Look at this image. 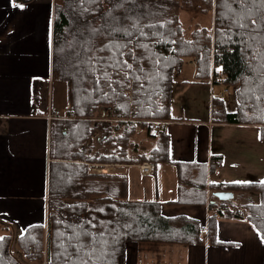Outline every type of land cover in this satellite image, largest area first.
Returning <instances> with one entry per match:
<instances>
[{
  "label": "trees",
  "instance_id": "16d2710c",
  "mask_svg": "<svg viewBox=\"0 0 264 264\" xmlns=\"http://www.w3.org/2000/svg\"><path fill=\"white\" fill-rule=\"evenodd\" d=\"M182 12L200 19L212 14L211 28L197 24L186 35ZM52 59L68 108L65 119L54 122L56 161L48 172L46 227L31 226L16 239L0 237V264H126L130 242L200 244L198 221L164 217L158 201H128L124 176L92 174L85 164H133L127 153L136 125L121 122L130 114L123 94H132L134 113L148 134L145 122L171 120L173 85L186 60L195 62L196 79L231 88L233 112L226 111L223 98L212 99L215 123L257 126L264 141V5L252 0H54ZM95 114L116 118L114 130L121 133L114 136L112 157L88 156L97 133L100 145L113 140L112 127L93 122ZM168 143L161 134L139 162L170 164ZM212 161L210 174L222 160ZM175 166L180 187H206L205 177L198 181L181 172L184 164ZM212 187L255 194L260 201L246 206V215L227 202L210 203L215 212L208 219L210 242L217 243L219 219H244L264 241V182Z\"/></svg>",
  "mask_w": 264,
  "mask_h": 264
},
{
  "label": "crops",
  "instance_id": "0c3cea01",
  "mask_svg": "<svg viewBox=\"0 0 264 264\" xmlns=\"http://www.w3.org/2000/svg\"><path fill=\"white\" fill-rule=\"evenodd\" d=\"M53 6L52 0H0V237L10 234L16 239L31 226L46 227L48 172L56 161L54 122L65 119L68 108L64 101L54 105ZM186 66L193 72L183 77ZM195 73V64L186 60L174 81L171 120L164 132L170 164L156 165L150 180L143 182L131 175L130 170L139 172L135 166L139 156L148 154L158 141L144 131L132 138L127 156L134 162L121 175L128 182V201H158L162 216H185L207 229L209 217L215 215L209 204L220 205L213 193L221 190L212 186L264 182V141L257 126L215 123L216 84L196 79ZM224 105L227 112L234 111L233 101ZM213 157L222 161L210 174ZM176 163L185 165L181 172L188 177L198 181L205 177L206 187L199 189L196 183L180 187ZM233 194L227 206L240 211L252 200L260 201L257 195ZM239 200L244 202L240 207ZM199 236L201 242L195 245L130 242L125 263L264 264V241L244 219H219L217 243L210 242L207 232Z\"/></svg>",
  "mask_w": 264,
  "mask_h": 264
},
{
  "label": "rangeland",
  "instance_id": "374dc122",
  "mask_svg": "<svg viewBox=\"0 0 264 264\" xmlns=\"http://www.w3.org/2000/svg\"><path fill=\"white\" fill-rule=\"evenodd\" d=\"M56 2V1H55ZM54 3V2H53ZM54 8V6H53ZM213 13V12H212ZM204 19H200V17L198 15H196L195 13H186V12H182L180 14V20L182 21L183 23V26L186 30V35H189V33L194 29V27L199 24V25H204L208 28H211L212 26V14L210 15H207L205 17H203ZM194 67V66H193ZM193 72V69L189 68V67H185L184 69V72H183V77H187L189 76L191 73ZM54 105H58L61 103V101H64L65 102V105H67V95H65V98H63V92L65 93L66 91V87L65 85H61L59 81H57L55 78H54ZM65 87V88H64ZM224 90H228L229 92L224 94L223 96V100L225 102H232L233 101V93L231 91V88H228V87H225L223 84H217L215 85V93L216 94H221ZM131 95V99H127L128 102H129V108L133 105L132 104V94L130 93ZM134 110H135V107H134ZM131 117L133 120H137V121H141V119H138L136 117V114H133L132 116H129ZM127 118V117H126ZM108 120H111V121H108ZM114 120H116V118L114 119V116L110 117V118H107V117H103L102 119L99 118V116L97 114L94 115V118H93V122H98V121H102V122H105L106 124H108L109 126L112 127V131H111V138L113 139L112 140V143H108L106 145H100L97 143V138L99 137V133H97L96 136L94 139L91 138V151L90 153L88 154V156L90 157H95V156H98V157H112L114 156V152H115V148H114V136H117V133L115 132L114 133ZM118 120V119H117ZM137 121H133V123L131 124H134L136 125V130H135V135H139L140 133H143L145 131L144 127L142 126V123H138ZM155 121V120H153ZM120 130L118 131V135L120 134ZM136 135V136H137ZM93 136V137H94ZM65 157H67V159L70 158V156H68V153H66ZM97 158V157H95ZM138 164H136L135 166L138 168L137 166ZM86 168L88 169V171L92 174H114V173H99V172H96L94 171V168L96 169H102L104 167H114V164H111V163H99V162H89V163H86L85 164ZM129 167V165H126L125 168ZM131 173V175H133V177L136 178V180L138 182H143L145 180H150V176L149 177H142V175H140L137 170H130L129 171ZM121 174V173H119ZM152 178V177H151ZM152 181H150L151 183ZM153 183V182H152ZM182 186H187L186 184H182ZM237 193V192H235ZM241 193V192H239ZM244 193V192H243ZM248 194H251V193H248ZM255 195V194H253ZM253 198H247V200H252ZM239 203V207H240V203L243 204L244 202L239 200L238 201ZM251 204H254V201L252 200ZM251 204H248V205H251ZM246 205V206H248ZM245 206V208H246ZM236 209L239 210L238 207H235ZM244 214V212L247 214L246 212V209L245 211H240ZM201 229V228H200ZM29 264H35V263H32V262H28ZM37 264H44L43 262L41 263H37Z\"/></svg>",
  "mask_w": 264,
  "mask_h": 264
},
{
  "label": "built area",
  "instance_id": "2783aa9c",
  "mask_svg": "<svg viewBox=\"0 0 264 264\" xmlns=\"http://www.w3.org/2000/svg\"><path fill=\"white\" fill-rule=\"evenodd\" d=\"M52 1L54 2V0H52ZM193 64H195V62ZM222 79H223V77L215 78V80H218V81H220ZM210 81H211V83L214 82L213 79H211ZM228 92H229L228 90H224L220 95L214 96V97L222 98L224 96V94H226ZM123 98L131 99L130 92H125L123 94ZM129 110H130L129 116H132L133 114H135L134 113L135 110H134L133 105L129 108ZM53 119H59V118L54 117ZM108 121H111V120H108ZM115 121L116 120H114V122ZM133 121H137V120H133L131 117H127L124 120H121V122H127V123H133ZM137 122L142 123L141 121H137ZM167 125H168V122L165 120H155V121L149 120V121L145 122V127H147L148 134L152 138H159L160 135L166 131ZM95 137L96 136H94L92 138L94 139ZM137 166H138V170L142 176H151L154 174L155 166L151 162H141ZM125 167H126V165H114V167H112V166L107 167L106 166L102 169L94 168V171L99 172V173H120V172L124 171ZM206 232H207L206 227H203L200 229L199 235L205 234ZM43 263L46 264L45 262H43Z\"/></svg>",
  "mask_w": 264,
  "mask_h": 264
},
{
  "label": "water",
  "instance_id": "95a60500",
  "mask_svg": "<svg viewBox=\"0 0 264 264\" xmlns=\"http://www.w3.org/2000/svg\"><path fill=\"white\" fill-rule=\"evenodd\" d=\"M213 197L220 202H230L234 200V194L232 192L217 191L213 193Z\"/></svg>",
  "mask_w": 264,
  "mask_h": 264
},
{
  "label": "snow or ice",
  "instance_id": "6c2138e0",
  "mask_svg": "<svg viewBox=\"0 0 264 264\" xmlns=\"http://www.w3.org/2000/svg\"><path fill=\"white\" fill-rule=\"evenodd\" d=\"M242 2H243V0H242ZM252 2L253 3H260L261 5H264V0H252ZM20 7H22V6H20ZM252 22H253V24H255L254 20ZM0 239H2V238H0Z\"/></svg>",
  "mask_w": 264,
  "mask_h": 264
}]
</instances>
